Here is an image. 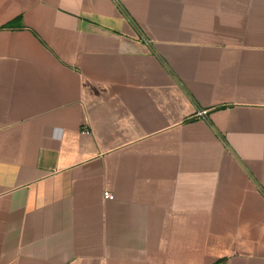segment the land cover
Returning a JSON list of instances; mask_svg holds the SVG:
<instances>
[{
    "label": "crops",
    "instance_id": "crops-1",
    "mask_svg": "<svg viewBox=\"0 0 264 264\" xmlns=\"http://www.w3.org/2000/svg\"><path fill=\"white\" fill-rule=\"evenodd\" d=\"M0 264H264V0H0Z\"/></svg>",
    "mask_w": 264,
    "mask_h": 264
},
{
    "label": "built area",
    "instance_id": "built-area-1",
    "mask_svg": "<svg viewBox=\"0 0 264 264\" xmlns=\"http://www.w3.org/2000/svg\"><path fill=\"white\" fill-rule=\"evenodd\" d=\"M207 113H208V110L207 109H203V110L199 111L198 115L206 117ZM105 196L107 198H110V199L113 198V195L108 193V192L105 193Z\"/></svg>",
    "mask_w": 264,
    "mask_h": 264
}]
</instances>
